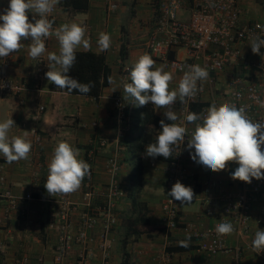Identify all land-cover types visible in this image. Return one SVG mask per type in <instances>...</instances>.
I'll list each match as a JSON object with an SVG mask.
<instances>
[{
  "label": "crops",
  "instance_id": "crops-1",
  "mask_svg": "<svg viewBox=\"0 0 264 264\" xmlns=\"http://www.w3.org/2000/svg\"><path fill=\"white\" fill-rule=\"evenodd\" d=\"M160 0H113L114 9H109V0H88V7L84 12L58 10L55 14L59 27L64 23H78L86 21L90 27L89 39L91 47L88 50L80 47L76 51H88L96 55H103L110 70V77L114 83L103 88L96 98L92 96L71 95L49 83L45 73L39 80L31 66L32 58L28 54L31 41H22L24 47L11 53V65L7 75L16 83L27 84L24 91L23 104L18 98L0 97V122L12 118L15 124L9 136H23L29 132L30 114L37 106L44 107L40 121L35 125L39 140L28 133L27 139L32 148L28 159H21L11 164L0 154V175L4 179L1 190L8 188L16 201L15 207L10 208L6 199L0 198V264H19L26 260V264H55V247L59 238L65 233L71 241L61 264H76L77 255L82 250L89 251V259L85 264H101V226L97 224L88 234L84 246L74 241L83 206V184L79 190L71 194H57L50 196L44 183L48 175V163L53 150L61 140L69 142L80 150V159L87 162V152L91 150L98 138L108 140V145L101 149L93 158L92 181L97 189V196L92 200V207H99L103 202L102 194L111 178L106 170V161L110 156L118 153L122 158V165L117 177L119 185L125 190V198L119 202L115 212L119 217L118 228L112 229L105 236L108 261L110 264H159L162 256H168L173 264H261L253 252L247 250L248 243L257 230H264V211L257 206L251 208L247 230L242 236L235 234L222 235V243L229 247H241L245 250L237 259L233 255L218 254L210 256L198 251L199 238L193 236L187 229L178 227L171 232L163 229L161 206L168 194L165 187L164 168L171 160L158 156H146V146L156 142L161 130L160 121L177 123L194 129L193 124L185 121L178 110L171 107L178 116L177 121H167L164 111L150 104L155 121H145V107L137 106L123 90L125 83H130V70L140 56L147 53L145 39L152 25L155 6ZM9 0H0V14L8 7ZM239 25L246 26L260 24L264 32V0H239ZM189 15L188 3L183 0V9L179 18L187 20ZM29 19L32 14L29 13ZM105 32L111 37V46L107 51H99L97 40L99 33ZM87 38V37H86ZM43 58L48 64V52H59L56 38H47ZM243 55L248 59L260 61L264 66V58L252 52L250 44H241ZM156 66L164 64L158 58ZM172 59L183 58V52L169 54ZM128 68V72H124ZM165 71H170L164 67ZM171 72V71H170ZM170 90L176 89V83L182 78L173 72ZM254 68L244 70L240 62L231 61L221 72L212 73L213 84L209 86L207 80L198 81L200 102L189 107V112L201 113L213 102L217 104L231 102V80L235 77H245L247 81H255L259 77ZM264 74V71H263ZM37 82V83H36ZM121 95L125 103L131 107V124L125 139L116 146L113 142L117 124L113 111V97ZM148 106V105H147ZM187 115V114H186ZM143 134L147 135V139ZM190 151L183 148L179 160L183 164L187 180L185 186L194 191L191 204H181L180 216L186 223H192L195 229L209 235L215 227L216 218L223 216L217 202L209 206L214 215L205 214V200H213L214 194L202 193L201 184L209 177L207 169L191 159ZM155 167H151V163ZM236 167L230 162L225 170L213 172L210 177L218 182L224 190L235 188L230 183V174ZM65 196L71 206L68 208L61 203ZM140 217L146 219L141 223ZM146 229V230H145ZM143 230V231H142ZM187 240L188 246L181 247L179 241ZM210 242L209 237L206 240Z\"/></svg>",
  "mask_w": 264,
  "mask_h": 264
},
{
  "label": "built area",
  "instance_id": "built-area-1",
  "mask_svg": "<svg viewBox=\"0 0 264 264\" xmlns=\"http://www.w3.org/2000/svg\"><path fill=\"white\" fill-rule=\"evenodd\" d=\"M239 0H186L188 3L189 15L187 20L179 18V13L183 9V0H160L155 6L154 16L152 18V25L145 39V48L149 54L158 58L164 64V67L171 72L182 75L188 70L190 65H200L207 69L208 78L207 84H213L212 73L221 72L224 68L234 60L240 62L244 70L254 68L259 77L264 79L263 64L253 59L246 58L241 52L238 45L250 44L251 40L259 36L264 38V32L260 24H251L246 26L239 25ZM64 0H59L48 19L53 21V28L58 27L56 24V12L62 9ZM109 9H114L115 4L113 0H109ZM80 24L86 26V37H89L90 27L86 21H81ZM47 40V39H46ZM45 40V42H46ZM261 54H256L264 58V47L261 48ZM176 52H183V58L168 59L169 54ZM0 58V97H16L18 103L23 104V93L27 90L25 82L16 83L7 75V69L12 63L10 58ZM31 66L39 80L43 77L47 70V64L43 56L31 60ZM125 73L128 68H124ZM180 80V79H179ZM179 80L176 83L178 87ZM36 82V83H37ZM231 102L238 108L240 106L246 107V114L253 121H264V108L260 107L261 101H264V80L256 79L254 82L245 77H235L231 80ZM200 102V92L192 99H188L186 104H182L177 100L171 107L179 111L182 116H186L189 112V107ZM113 111L115 121L117 124L116 133L113 142L116 146L125 139L126 133L131 124V107L123 100L121 95L113 97ZM151 104V103H150ZM153 105V104H152ZM205 109H201V113ZM44 113L43 106H37L30 114L29 132L39 140V134L35 125L40 121ZM190 134V132H189ZM108 145V140L98 138L93 148L87 152V163L91 164L93 158L101 149ZM187 147V137L181 148H176L173 151L171 160L164 168L165 180L164 184L168 192L171 191L172 186L180 181L185 185L187 174L183 164L179 160L180 151ZM264 151V146L261 148ZM179 152V154H177ZM110 156L106 161V170L111 181L106 187V192L102 194L103 204L99 207H92V200L97 196V189L92 181V169L90 167V176L84 179L83 190V211L80 215L78 231L74 241L79 245L84 246L88 240V234L97 224L101 226V264H110L108 261L107 245L105 243V236L114 228H118L119 217L115 212V208L119 202L125 198V190L119 185L117 177L122 165V158L118 153ZM158 161V156L155 157ZM156 162L151 163V167H155ZM236 167L232 169L231 174ZM209 177L201 184L202 193L205 195L214 194L213 200H205L206 209L205 214L214 215L209 209L210 205L217 202L223 213V216L216 218L215 227L212 232L207 235L195 229L192 223H186L180 216V206L178 201L170 196L164 199L161 212V225L166 232H171L178 227L187 229L193 236L201 239L198 251L206 253L210 256L218 254L233 255L235 259L240 257L245 250L241 247H229L222 243V235L216 232V225L223 222L231 223L234 227L233 234L242 236L247 230L251 208L257 206L264 211V179H252L251 183H246L240 180H233L230 174V183L236 189L227 191L210 177L211 170L207 169ZM4 184V179L0 175V186ZM0 198L8 201V206L14 208L16 201L11 195L8 188L0 189ZM63 206L70 207L71 204L66 200V197H61ZM210 242H207L208 239ZM254 238V237H253ZM253 238L248 243L247 250L253 252L256 259L264 264V252L257 253L252 250L251 243ZM71 241L70 236L65 233L59 238L55 247V264H61L65 256L67 244ZM89 251L82 250L78 253L76 264H85L89 259ZM19 264H26L25 261ZM159 264H173L168 256H162L159 259Z\"/></svg>",
  "mask_w": 264,
  "mask_h": 264
},
{
  "label": "clouds",
  "instance_id": "clouds-1",
  "mask_svg": "<svg viewBox=\"0 0 264 264\" xmlns=\"http://www.w3.org/2000/svg\"><path fill=\"white\" fill-rule=\"evenodd\" d=\"M59 0H9L8 7L0 14V58L19 51L24 44L28 45V54L35 60L47 51L45 40L55 37L59 43V52H48L49 70L45 76L57 89L69 93L78 91L82 94L91 92L93 82L81 83L72 78L69 72L76 62V50L80 47L90 49V39L86 38L87 28L75 22L64 23L53 28V21L48 19ZM29 13L32 19H29ZM99 51H107L111 46V37L105 32L99 33L97 40ZM250 46L254 54H261L264 38L254 37ZM208 78V71L200 65H190L179 80L178 87L170 90L173 74L165 71L151 55L145 53L139 57L130 70V83L123 85V90L137 106L153 104L157 109H167L164 116L167 121H177L178 116L171 106L179 100L186 104L188 99L196 96L197 82ZM108 83H114L108 77ZM264 108V101L259 102ZM247 106L213 102L202 113L188 112L185 121L193 124L189 134L188 128L177 123H160L155 143L146 146V156H157L168 159L174 149L181 148L187 137V149L193 161L213 172L225 170L230 162L238 167L231 174L233 180L251 183L252 179H264V121H253L246 114ZM15 124L10 117L0 122V154L7 163L28 159L32 148L27 139L28 131L23 136H9ZM179 154V152L177 153ZM80 150L69 142L61 140L55 146L48 163V175L44 187L50 196L71 194L79 190L86 176H90V165L79 158ZM168 196L183 204H191L194 191L177 181L168 192ZM231 223L216 225L218 235H230L234 232ZM181 247H187L188 241H179ZM252 250L264 252V230H257L251 243Z\"/></svg>",
  "mask_w": 264,
  "mask_h": 264
},
{
  "label": "trees",
  "instance_id": "trees-1",
  "mask_svg": "<svg viewBox=\"0 0 264 264\" xmlns=\"http://www.w3.org/2000/svg\"><path fill=\"white\" fill-rule=\"evenodd\" d=\"M87 7L88 0H64L62 9L65 11L84 12ZM168 59H172L170 55H168ZM69 75L72 78L78 79L81 83L93 82L95 86L92 88L91 92L87 94H82L78 91L69 93L66 89L59 90L71 95L92 96L96 98L100 95L101 90L109 85L108 77H110V70L105 63L103 55H96L88 51H76V62L71 68ZM145 112V121H155L150 104H148V106L146 105ZM142 136H145V138L147 137L145 134ZM139 219L143 224L147 222L143 217Z\"/></svg>",
  "mask_w": 264,
  "mask_h": 264
}]
</instances>
